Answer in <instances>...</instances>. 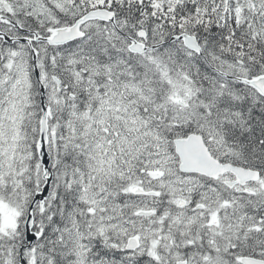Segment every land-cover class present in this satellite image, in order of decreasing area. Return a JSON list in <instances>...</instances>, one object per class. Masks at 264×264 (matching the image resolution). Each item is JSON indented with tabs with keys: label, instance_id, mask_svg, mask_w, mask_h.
<instances>
[{
	"label": "snow or ice",
	"instance_id": "snow-or-ice-1",
	"mask_svg": "<svg viewBox=\"0 0 264 264\" xmlns=\"http://www.w3.org/2000/svg\"><path fill=\"white\" fill-rule=\"evenodd\" d=\"M0 264H264V0H0Z\"/></svg>",
	"mask_w": 264,
	"mask_h": 264
}]
</instances>
